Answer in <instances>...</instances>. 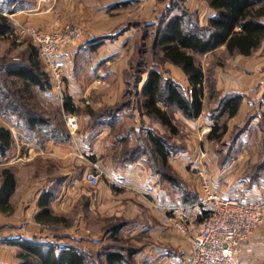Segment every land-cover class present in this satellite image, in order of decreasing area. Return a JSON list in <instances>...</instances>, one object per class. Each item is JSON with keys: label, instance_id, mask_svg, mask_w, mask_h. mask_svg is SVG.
<instances>
[{"label": "rangeland", "instance_id": "rangeland-1", "mask_svg": "<svg viewBox=\"0 0 264 264\" xmlns=\"http://www.w3.org/2000/svg\"><path fill=\"white\" fill-rule=\"evenodd\" d=\"M149 2L151 3L150 7H142ZM167 7H171L173 13L182 10L191 12L186 19H192L191 15H195L200 24L207 22L210 13L205 0H121L115 5H107L104 9L102 7L103 12L109 16L124 15L125 24L118 27L116 32L112 31L116 35L121 32L118 37L106 38L97 49H91L96 37H88L87 41L78 44L72 50L69 57V69L64 66V90L71 93L70 95L77 106L75 114L79 124L74 134L90 128L89 122L81 123L79 118L82 116L99 115L106 108L118 107V92L115 87L117 71L113 68H120V64H118L120 58L129 55L127 69L131 68L132 71V74L128 75L129 83L125 86L127 91L122 94L121 100L129 99L135 103L137 101V105L140 104L143 96L138 92L139 90L136 91L134 82L141 75L146 77L144 71L151 67L159 69L166 77L179 78L175 76L179 71L177 67H173L165 61L159 48L154 45L153 31L156 27H151L148 24L156 23ZM53 8L55 19L58 20V22L55 20V23L79 25L75 21L82 13L78 14L68 7ZM9 20L12 22L11 18ZM80 20L83 21V19ZM78 27L83 30L82 26ZM120 35H123V38L118 41ZM31 51L30 39L19 34L14 28L11 33L0 37V86L2 85L7 95L9 93L10 100L18 105V112L24 117L29 115L25 111L27 108L20 106L22 103L18 98L20 94L16 95L13 92L16 88L22 87L21 82L16 77L6 75L5 67L16 63H27ZM120 52L123 53V56L119 55ZM195 58L206 74L207 94L204 96L202 115L207 119V122L201 124L199 119L184 121L176 117L173 114L174 111L171 110L170 113L177 126V133L170 136L167 132L164 135L166 139L180 144L182 147L169 158L171 162L177 161L175 163L181 165L186 174L182 175L178 171V167H172L169 164L164 167L156 159L153 164L158 170L173 174L191 191H194L203 177L218 182L223 194L234 191L246 192L251 187L260 191L264 188V172L251 185L248 184L249 176L245 174L249 171H256L264 161V73L261 77H254V70H242L244 79H250L245 80V82L249 81L250 85L242 92L249 102L250 108L240 117V120L236 121L221 112L220 103L223 96L226 95L225 92H231L230 89L239 90L241 85L245 84L244 80L242 81V78H239L236 73L240 71L241 58L227 55L222 48H218L212 53L195 55ZM42 65V68L45 69L43 62ZM133 74H136V77ZM97 76L106 78L110 86L107 87L96 80L93 81ZM181 81L182 85L186 87L187 81L183 79ZM216 85H219V91L215 95L216 92L212 87H216ZM45 93L47 92L32 86L29 91L22 93L24 98L21 101L25 102L28 110L47 120L50 126L62 127L65 113L58 106V102L48 100ZM2 96L0 93V125L8 126L9 123L3 117L2 112L6 116L12 113L11 102L8 98L1 101ZM124 119V115L119 114L106 120L107 124H103L101 129H107L114 135L125 122ZM216 121L220 125L225 123L226 131L219 140L209 139L207 133ZM206 126L207 128H205ZM10 129L12 132L16 130L11 124ZM107 141L110 145L116 142L113 137ZM85 168V165L78 160L68 168L61 169L60 167L58 171H54L50 164L46 165V163H40L36 168L34 174L37 181L41 182V187L52 188L55 196L59 198V205L55 204V209L51 210L62 217V220L58 222L40 226L39 238L59 244H74L95 257L97 254H104L110 250H121L123 253H128L127 249L135 251L132 256L134 257L149 240L145 234L134 232V230L138 228L137 226H141L144 221L143 217H154L152 214L154 210L149 201L140 196L141 193L136 190H127L122 186L119 187L118 184L109 182L104 175L100 176L97 186H89L82 177ZM113 175H116L114 178L118 181V177H120L118 172L116 174L112 172ZM61 180L83 181L84 184L78 188H67L61 186V183H57ZM109 184L116 188H108ZM147 184H149L148 187L142 189L149 199L159 196L152 195L147 192L148 190L152 193L154 191L158 194L160 192L169 195L176 191L171 183L156 174H154V180L152 182L150 180ZM133 185L135 184L133 183ZM155 221L158 222V220ZM115 228L116 231H114Z\"/></svg>", "mask_w": 264, "mask_h": 264}, {"label": "trees", "instance_id": "trees-1", "mask_svg": "<svg viewBox=\"0 0 264 264\" xmlns=\"http://www.w3.org/2000/svg\"><path fill=\"white\" fill-rule=\"evenodd\" d=\"M208 6L214 11L209 16L206 24H200L195 15L192 19L187 15L191 14L187 10L173 13L171 7H167L162 17L156 23H148L151 27L155 26L154 45L159 48L162 58L172 64L177 65L187 76L188 85L183 87L170 77H165L163 73L154 67L149 68L143 81V76H139L134 86L136 91L142 94L143 99L137 105V101L129 99L118 101V107L106 108L101 114L90 115L92 125L97 126L106 120L116 117L119 113L131 116L132 106H136L141 115L150 119V123L158 121L167 128L170 136L177 133V126L173 123V116L170 111L178 109L188 119H196L203 110V97L205 90L206 74L196 61L195 55L212 53L221 46L229 56L240 54L248 56L261 44L264 39V0H205ZM138 26V24H135ZM13 23L7 15L0 11V37L12 32ZM125 30V29H124ZM121 33V32H120ZM118 33V34H120ZM116 34L102 35L96 37L91 49H97L103 40L113 38ZM145 36V35H144ZM42 62L38 56L36 48L32 45V51L29 54L27 63H16L6 66V75L16 77L20 80L21 86L13 92L19 95L20 106L28 112L29 115H21L18 112V105L10 100L9 93L0 86L2 93L1 101L10 100L12 113L3 117L9 125H0V159L6 155L11 148L14 139L10 124L15 127L16 131H22L26 136L39 135V142H42L46 136L57 142H66L70 139V133L63 120V126H50L47 120L42 119L33 111L28 110L24 101L25 91H29L32 86L40 91H49L52 84L46 69L42 68ZM131 68L124 72V81L129 83L128 75ZM132 74V73H131ZM134 75V74H133ZM136 77V74L134 75ZM142 82V83H141ZM141 84V85H140ZM140 87V89H138ZM188 87L191 92H188ZM214 90V86L212 87ZM127 89L125 87L124 92ZM123 92V94H124ZM242 95L234 93L224 95L221 99V112L226 113L228 117L236 113ZM8 102V101H7ZM160 105L166 106L162 109ZM63 113H75L77 106L72 96L65 92L62 96V102L58 105ZM16 113H15V110ZM24 114V113H23ZM144 135L139 137L137 144L132 147H125L116 157L121 162H132L146 157L151 166L152 174L161 176L171 183L179 193L181 205L195 204L199 200V195L191 191L187 185L180 181L171 173L158 170L154 164L155 159L162 166H171L168 162L169 156L181 149L180 144H176L165 138V133L152 129L150 126L145 128ZM226 131V124L214 122L207 133V138L219 140ZM154 163V164H153ZM264 172V161L258 166L256 171H249L245 175L249 176L248 184H253L257 177ZM2 184L0 186V210L7 211L11 209L8 202L9 196L15 188V176L11 168L3 167L0 171ZM112 186V184H111ZM116 188L114 185L112 186ZM52 194L49 190H43L38 198L39 211L34 219L42 224L58 222L62 217L52 214L49 207V201ZM201 215L208 217L206 210L200 211ZM119 228V226H118ZM117 229L115 228L114 231ZM7 244H14L19 247L16 257V264H120L132 263L135 251L127 249L128 253L121 250H110L104 254L88 253L86 250L74 244H59L55 241L43 240L39 237H10L4 239ZM102 257V258H101ZM132 257V259H129ZM3 264V263H0Z\"/></svg>", "mask_w": 264, "mask_h": 264}, {"label": "crops", "instance_id": "crops-1", "mask_svg": "<svg viewBox=\"0 0 264 264\" xmlns=\"http://www.w3.org/2000/svg\"><path fill=\"white\" fill-rule=\"evenodd\" d=\"M119 1L121 0H0V11L6 12L5 15L9 18L21 23L32 25L43 30H59L64 25L55 23L56 15L53 7H68L78 14L82 13L78 19L76 18L77 21H74L79 23L78 26L83 27L82 32L85 41H87L88 37L95 38L102 35L115 34L112 33V31L116 32L118 27L125 24L124 15L118 16L116 14L109 16L102 10V7L104 9L105 6L115 5ZM150 4V2L146 3V5L142 7H150ZM207 8L210 10L208 14L209 17L214 14V11L210 7ZM80 19H83V21ZM262 21L264 22V17H262ZM56 22H58V20H56ZM206 23L207 22H205V24ZM122 38L123 35H120L118 41H121ZM219 48L224 50V46ZM119 55L123 56V53L120 52ZM128 56L129 55L125 58H120V62L118 63L120 64V68H113L117 71V84H115V87L116 92H118V101L121 100L120 97H122L126 86L124 72L128 67V60L130 58ZM235 56L241 58V65L239 66L240 71L236 73H238L239 78H242V81L244 80L245 82V80H250L244 79V74H242V70L244 71V69L254 70V77L263 76L264 39L252 54L248 56L235 54ZM69 57L70 55L66 59L65 67L67 69H69ZM168 63L173 67H177L179 70L176 75L174 72V75L179 78L175 79L174 77H170L171 79L180 85H182V79L187 81V76L180 67L170 62ZM144 79L145 77H143V81ZM95 80L98 81V83H102L104 86H110L109 81L102 76L95 77L93 81ZM248 82H245V84L242 83L244 85H241V89L239 90L230 89L231 92H225L226 95L234 93H240L242 95L240 105L234 116L231 117L236 121L240 120V117L250 108V106H248L249 102L242 94V92L246 90L245 88L250 85ZM182 86L185 87L184 85ZM187 86H189L188 81ZM214 91L216 95L219 91V85L214 87ZM45 94L48 100L61 104L62 99L60 100L58 98L52 86ZM206 94L207 88L205 87L204 96H206ZM73 101L75 103L74 99ZM160 107L162 109H167L164 105H160ZM131 110L133 113L131 116L119 113L124 115L125 122L118 128L114 135L107 129H101V126L103 124L106 125L107 121L98 123L97 126H94L92 125V118L89 115L82 116L79 120H81L82 124L89 122L90 128L76 134H71L69 132L71 137L66 142L54 141L49 136H46L42 142H39V135L29 137L16 130L12 132L14 142L6 155L0 159V171L3 167L11 168L16 181L15 188L8 199L11 209L9 210L8 208L7 211L0 210V263L16 264L18 262L16 255L19 251V247L14 244L5 243L4 239L18 236L40 237L39 229L40 226L44 224L36 221L34 216L40 209L37 202L43 190H49L52 194V198L49 201L50 209H55V204H57V206L59 205V198L55 196L52 188H42L41 182L37 181V177L34 173L40 163H46V165L50 164V167L54 169V171H58L60 167L62 169L72 166L76 160L82 162L86 168L91 161L97 160L103 171L108 175L115 177L116 175L112 176V172L114 174L118 172V176H120L118 178H122L124 181H132L141 190L148 187L149 184L147 183H149L150 180L151 182L154 180L151 166L147 162L145 156H142L138 160L125 163L121 162L119 157L117 160L116 157V153H119L125 147L136 145L139 137L144 135L143 130L147 128V126H150L154 130H158L160 133L168 131L167 128L158 121L150 123V119L145 115H141L136 106L133 105ZM173 111L176 117L184 121L188 120L180 110L173 109ZM202 113L203 110L196 118L199 119V121L201 120V124L207 122V119H205ZM205 128H207V126ZM112 137L116 142L110 145L107 140H110ZM168 160L172 167L179 168L178 171L182 175L186 174V171L181 168V165L175 163L177 161L171 162L170 158ZM82 182L83 181L69 182L61 180L57 183H61V186L67 188H78L80 185L84 184ZM1 184L2 176L0 174V186ZM112 186L109 184L108 188L110 187L111 189ZM199 190L200 184L196 186L194 191L199 194ZM147 192L152 195H158V198H152L161 202L181 205L179 193L177 191L172 192V195L160 192L158 194V192L155 193L154 191L152 193V191L150 192L149 190ZM246 192L251 198H264V188L257 191L254 187H251ZM140 196L143 197L142 195ZM51 212L58 216V214L54 213L52 210ZM154 212L156 211L154 210ZM154 212L152 213L154 217H143L144 221L141 226H137L138 228L134 230V232L145 234L149 240L145 242L143 248L138 250L134 255L133 261L130 264H186L190 253V245L187 238L174 231L168 225H164L161 222V215ZM176 215H180L184 218L188 234H195L206 219V217L201 215L200 209L195 206V204L183 205V209L178 210ZM155 220H158V222ZM233 264H264V220L243 245L240 255L233 258Z\"/></svg>", "mask_w": 264, "mask_h": 264}, {"label": "built area", "instance_id": "built-area-1", "mask_svg": "<svg viewBox=\"0 0 264 264\" xmlns=\"http://www.w3.org/2000/svg\"><path fill=\"white\" fill-rule=\"evenodd\" d=\"M12 23L13 28L19 34L27 36L36 48L52 87L61 100L65 89L63 69L74 47L85 42L82 29L66 24L59 30L47 31L14 19ZM187 90L191 92L190 87ZM64 120L68 131L74 134L79 124L76 114L67 113ZM101 175L127 190L141 193L161 215L164 225L187 238L190 253L186 264H233V258L240 255L243 245L264 220V198H251L247 192L239 191L223 194L218 182L203 177L200 179L199 200L195 206L200 211L206 210L209 216L195 234H188L184 218L176 215L178 210L183 209V205L147 198L146 192L133 185L132 181L120 178L116 181V178L104 172L97 160L90 162L82 177L89 186L95 187L100 182Z\"/></svg>", "mask_w": 264, "mask_h": 264}]
</instances>
